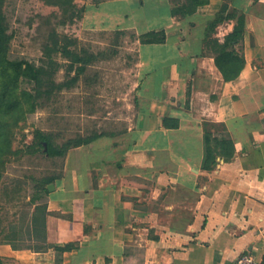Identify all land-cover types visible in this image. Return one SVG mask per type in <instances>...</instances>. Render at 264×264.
Listing matches in <instances>:
<instances>
[{"label":"crops","instance_id":"crops-1","mask_svg":"<svg viewBox=\"0 0 264 264\" xmlns=\"http://www.w3.org/2000/svg\"><path fill=\"white\" fill-rule=\"evenodd\" d=\"M227 1L182 19L171 0L86 6L84 28L164 30L167 39L138 44L131 122L59 158L49 248L6 245L11 253L30 264H238L252 253L264 264V0L230 2L246 23L237 49L245 66L233 81L207 46L234 30V19L207 30ZM207 123L233 143L211 171L203 166Z\"/></svg>","mask_w":264,"mask_h":264},{"label":"rangeland","instance_id":"rangeland-1","mask_svg":"<svg viewBox=\"0 0 264 264\" xmlns=\"http://www.w3.org/2000/svg\"><path fill=\"white\" fill-rule=\"evenodd\" d=\"M7 13L10 29L15 34L10 58L38 63L44 55L40 35L45 27H40V22L51 19L57 11L45 7L39 0H8ZM112 31L115 30L84 28L83 19L59 29L60 33L77 38L79 49L94 53L106 50L114 41ZM133 34L130 30L121 37L118 54L91 65L72 89L50 97L44 94L40 100H31L23 106L19 105L23 102L20 92L26 90L35 97L32 91L35 86L22 83L16 91L10 90L6 85L8 72L0 63V116L6 115L0 117L5 133L4 141L0 142L4 161L0 173V264H30L11 253L6 242L27 243L35 207L48 205V196L36 197V190L45 181L60 175V159L49 157L44 149H39L36 134L40 131L50 134L61 145L77 136L112 133L131 122L135 114L139 44ZM57 59L63 65L55 77L60 83L70 77L66 73L68 61L61 56ZM208 130L216 139L221 138V127L210 125ZM37 213L40 218L39 210Z\"/></svg>","mask_w":264,"mask_h":264},{"label":"trees","instance_id":"trees-1","mask_svg":"<svg viewBox=\"0 0 264 264\" xmlns=\"http://www.w3.org/2000/svg\"><path fill=\"white\" fill-rule=\"evenodd\" d=\"M39 1L45 7L57 11V13L53 15L57 21L53 23L54 19L52 17L51 19L46 18L45 22H40V27H45V30L41 32L40 35L44 55L38 63H35L26 59L13 60L10 58L11 45L15 38V34L11 31L8 20V0H0V63L2 62L4 69L8 72L9 79L6 83L7 88L16 91L22 83L35 86L34 90H32L36 94L35 97L33 93H29L26 90L20 92L21 98L23 99V102L19 104L20 106H23V104L31 100H40L44 97V94L50 97L75 87L82 75L87 72L91 65L99 61L108 60L112 55H117L119 51L118 48L120 47V38L128 34L126 30L112 31L111 34L115 36L114 41L112 40L106 50L99 51L98 53L90 52L84 48L79 49V40L77 38H71L67 34L60 33L59 29L67 25H74L78 21H81L88 2L98 6L109 0ZM209 1L210 0H184L178 2L176 0H171V14L176 19L185 18L195 14L199 7L208 4ZM80 2H83L82 5ZM230 2L231 0H228L223 3L219 14L215 19L209 22L207 27L208 32L212 33L219 24L231 19L236 21L233 32L226 36L223 43H220L218 40L207 41V46L213 42L212 50L215 63L226 81L236 80L245 66L244 56L237 50L241 47L244 40L246 30L245 16L242 13L238 14L236 11L230 12ZM207 37H209V35H207ZM133 39L143 45L163 44L166 42L167 36L165 31L162 30L151 31L141 35L135 33L133 34ZM58 56L68 61L66 73L67 76L70 77L66 81L60 83L57 82L55 78L58 71L63 67V65L58 62ZM72 74H74V76H71ZM1 96L2 95H0V98ZM33 107L35 108L36 106L33 105ZM0 117L5 118L6 115L2 113ZM164 122L165 125H167V120H164ZM2 123L3 122H0V142H3L5 137V133H3L4 130L1 129ZM210 125L220 127L219 125L205 124V156L203 166L209 171L216 168L218 156L231 157L233 154V143L229 139H226V137H221L220 139L213 137L208 130V126ZM109 135V133L94 132L87 137L82 138L81 136H77L75 139L68 140L59 145L54 142V137L52 135L40 131L36 134L35 141L39 149H44L47 156L62 158L66 156L71 149L88 145L100 137ZM35 146L36 144H33V148H35ZM2 155L3 150L2 144L0 143V173L4 164ZM55 180L56 178H50L48 181L39 185L36 190V197H49L50 192L48 186L54 183ZM38 210L40 215H42L40 218L37 213ZM33 213L34 217L29 226L30 233L26 241L27 243L23 244V241L17 244L12 240L6 242V244L11 245L13 250L43 252L49 248L50 245L47 243V217L50 215L48 212V205L40 209L35 207ZM31 214L32 212L30 215ZM64 250L65 249H62L61 251Z\"/></svg>","mask_w":264,"mask_h":264},{"label":"built area","instance_id":"built-area-1","mask_svg":"<svg viewBox=\"0 0 264 264\" xmlns=\"http://www.w3.org/2000/svg\"><path fill=\"white\" fill-rule=\"evenodd\" d=\"M238 264H261L252 253L243 254L239 260Z\"/></svg>","mask_w":264,"mask_h":264},{"label":"water","instance_id":"water-1","mask_svg":"<svg viewBox=\"0 0 264 264\" xmlns=\"http://www.w3.org/2000/svg\"><path fill=\"white\" fill-rule=\"evenodd\" d=\"M54 188H55V187H54L53 184H50V185L48 186V190H49L50 192L53 191Z\"/></svg>","mask_w":264,"mask_h":264}]
</instances>
